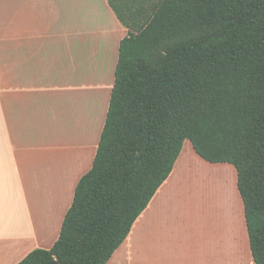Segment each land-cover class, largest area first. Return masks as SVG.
<instances>
[{
    "label": "trees",
    "instance_id": "1",
    "mask_svg": "<svg viewBox=\"0 0 264 264\" xmlns=\"http://www.w3.org/2000/svg\"><path fill=\"white\" fill-rule=\"evenodd\" d=\"M128 29L92 169L60 237L19 264H107L184 143L231 164L264 264V0H108Z\"/></svg>",
    "mask_w": 264,
    "mask_h": 264
},
{
    "label": "crops",
    "instance_id": "2",
    "mask_svg": "<svg viewBox=\"0 0 264 264\" xmlns=\"http://www.w3.org/2000/svg\"><path fill=\"white\" fill-rule=\"evenodd\" d=\"M128 33L108 0H0V264L58 241L93 167ZM186 142L107 264H221L225 243L227 264H255L239 191L228 232L211 180L221 164Z\"/></svg>",
    "mask_w": 264,
    "mask_h": 264
},
{
    "label": "rangeland",
    "instance_id": "3",
    "mask_svg": "<svg viewBox=\"0 0 264 264\" xmlns=\"http://www.w3.org/2000/svg\"><path fill=\"white\" fill-rule=\"evenodd\" d=\"M185 149L188 151L192 148L191 142H186L185 144ZM218 172H220V179L213 180V185L215 189V193L213 196H215V203L214 205H219L220 204V219L223 220L225 223L227 222L229 230L228 232L231 231L233 232V219L232 216L234 213V210L236 212L238 211L239 208V200H238V186H237V171L235 167L231 164H221L220 169H218ZM241 199V197H240ZM242 200V199H241ZM238 204V205H237ZM220 224V228L224 229V224ZM226 231V232H227ZM221 232V231H220ZM228 234V233H227ZM234 243V240H232ZM225 242H228V236L225 237ZM235 245V250L237 252V247ZM229 244L225 243V248H224V255H221L220 258V263L221 264H227L228 262H232V257L231 255H228L229 251Z\"/></svg>",
    "mask_w": 264,
    "mask_h": 264
}]
</instances>
